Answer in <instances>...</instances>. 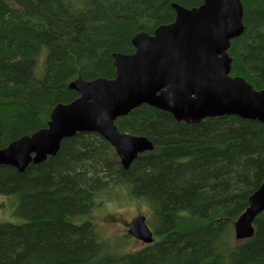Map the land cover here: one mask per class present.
I'll use <instances>...</instances> for the list:
<instances>
[{
  "label": "trees",
  "instance_id": "16d2710c",
  "mask_svg": "<svg viewBox=\"0 0 264 264\" xmlns=\"http://www.w3.org/2000/svg\"><path fill=\"white\" fill-rule=\"evenodd\" d=\"M203 2L0 0V149L46 128L57 105L79 97L69 88L77 78H114V55L134 53L135 35L172 23L173 3ZM242 4L231 76L263 91L264 0ZM115 125L154 149L124 168L100 134L80 132L24 172L0 165V198L13 200L19 221L0 220V264H264V213L252 237H235L264 183V124L238 116L179 122L142 105ZM115 186L152 208L157 240L145 249L112 254L86 219Z\"/></svg>",
  "mask_w": 264,
  "mask_h": 264
},
{
  "label": "water",
  "instance_id": "95a60500",
  "mask_svg": "<svg viewBox=\"0 0 264 264\" xmlns=\"http://www.w3.org/2000/svg\"><path fill=\"white\" fill-rule=\"evenodd\" d=\"M172 7L176 11L172 23L159 26L153 35H135L133 54L114 55V78L73 81L69 88L79 97L57 105L46 128L0 149V165L24 172L31 164L55 156L64 139L87 132L100 134L128 168L154 146L145 137L120 133L115 121L142 105L171 113L179 122L238 116L264 124V90L231 76L228 49L245 30L242 0H204L193 8L173 3ZM261 213L264 183L235 223L237 240L254 235L253 223ZM128 234L145 244L154 240L144 216L130 222Z\"/></svg>",
  "mask_w": 264,
  "mask_h": 264
},
{
  "label": "rangeland",
  "instance_id": "374dc122",
  "mask_svg": "<svg viewBox=\"0 0 264 264\" xmlns=\"http://www.w3.org/2000/svg\"><path fill=\"white\" fill-rule=\"evenodd\" d=\"M116 187V186H115ZM111 191L103 192L99 205L86 217L96 228L100 238L107 243L112 254L133 253L145 249V245L128 234V225L136 217L144 216L147 225L156 236V220L153 219L152 208L146 201L133 198L126 186H117ZM101 203V204H100ZM0 220L19 223L13 215V200L0 198Z\"/></svg>",
  "mask_w": 264,
  "mask_h": 264
}]
</instances>
